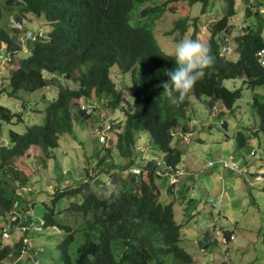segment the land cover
Masks as SVG:
<instances>
[{
	"label": "trees",
	"instance_id": "16d2710c",
	"mask_svg": "<svg viewBox=\"0 0 264 264\" xmlns=\"http://www.w3.org/2000/svg\"><path fill=\"white\" fill-rule=\"evenodd\" d=\"M157 1L0 0V56L7 59L3 64L10 70L8 96L20 100L18 92L55 91L41 123L27 126L23 133L10 130L7 143L0 142V223L4 225L0 231L9 234L0 241V264H42L45 247L41 236L46 229L56 232L54 227L59 229L58 235L62 233L54 246L57 264H193L192 256L181 246V227L176 222L173 203L167 201L170 195H182L183 191L180 188L173 193L169 180L168 172L176 170L181 161V152L171 145L172 140L191 109L192 97L220 102L232 112L241 91L227 90L222 86L224 80H242L252 91L264 89V67L256 57L264 49V22L255 31L244 27L242 34L230 40L234 0H224L223 16L206 25L205 45L211 50L214 64L205 70L186 99L177 104L163 94L162 88L167 80L164 70L174 67L175 58L161 51L154 31L161 36L174 35V41L179 42L192 26L189 39H197V19L191 24L187 18L177 19L172 28L160 33L156 22L165 11L172 14L168 4L181 0H164L161 4ZM188 2L202 3L203 13L209 0ZM250 14L246 9V16ZM33 18L38 20L37 27L30 24ZM176 35L180 36L178 40ZM226 38L236 55L234 60L222 55V48L228 45ZM24 46L27 56L14 63ZM123 75L129 78L128 109L123 105V91L114 82ZM25 105L21 102L23 108ZM251 107L258 127H251L247 134L236 133L239 148L250 139H258V135L264 144V95L253 94ZM107 110H119L120 123L105 120ZM89 119L92 129L112 126L108 142L101 143L91 133L99 147L92 151L86 149L89 142L77 140L79 131L75 130ZM0 123L21 124L23 115L0 106ZM183 132L182 135L188 133L184 128L180 133ZM140 134H146L163 154L164 171L159 169L158 158L140 164L136 150ZM67 136L82 145L84 167L91 165L92 170L88 169L79 182H73L72 188L54 187L56 193L48 196L49 206L42 217L44 224L41 230H35L38 218L34 219L33 213L18 202L34 190L27 187L31 184L12 163L34 148L40 158L52 160L60 139ZM261 152L264 156V147ZM132 169L142 170L139 181L125 173ZM67 174H61L55 182L64 183L71 175ZM161 176L168 177L170 183V190L162 196L154 185V179ZM190 177L181 178L182 186ZM62 199L70 203L59 209L56 203ZM66 216L71 217L70 224L61 222ZM11 217L15 221L11 222ZM21 226L26 227L24 231L18 229ZM13 231L21 236L8 245L5 242L12 239ZM230 239L224 237L225 241ZM205 241V246L216 242L210 238Z\"/></svg>",
	"mask_w": 264,
	"mask_h": 264
},
{
	"label": "rangeland",
	"instance_id": "374dc122",
	"mask_svg": "<svg viewBox=\"0 0 264 264\" xmlns=\"http://www.w3.org/2000/svg\"><path fill=\"white\" fill-rule=\"evenodd\" d=\"M163 1L158 0L157 3L161 4ZM188 1L181 0L168 4L167 7H171L172 14L165 11L162 19L156 22V26L161 31L160 33H163L164 30L172 28L177 19L187 18L190 24L197 19V31L199 32L197 40L205 44L206 25L223 16L224 0H209L203 13H201L202 3L189 4ZM246 9L251 11L249 16H246ZM234 11L235 14L229 20L230 26L233 25L229 35L230 40L237 34H242L244 27L255 31L258 25L264 22V0H234ZM32 20L30 24H35L37 27L38 20L36 18ZM188 29L187 34L179 41L189 39L192 26ZM261 36L264 38V25L261 29ZM154 38L162 52L173 55L178 43L174 41V35L161 36L154 31ZM176 38L178 40L180 36L176 35ZM26 50L24 46L22 51L15 56L14 63L19 58L27 56ZM235 58L236 55L231 59ZM6 60L0 56V106L14 112H21L23 123L15 126L0 125L2 126L0 142L4 144L7 143L6 138L10 130L23 133L27 126L41 123L47 102L55 98V91L52 88L39 90L32 94L18 92L20 100L9 97L7 93L9 92L10 70L6 69L7 64H3ZM112 76L116 77L117 73L113 72ZM116 79L114 82L125 95L126 100L123 105L128 109L130 105L129 78L123 75L119 81ZM222 86L230 91L236 89L241 91V97L235 102L232 112L227 111L220 102L208 103L205 99L198 100L192 97L191 109L175 130L178 133L175 134L171 145L181 152V161L176 170L182 175L171 185L175 191L180 188L183 191L182 195H170L167 201L173 203L175 219L181 227V246L190 253L193 264H221L223 261L228 264H264V156L261 152L264 144L260 135L256 140L247 141L244 147L239 148L235 143L236 133L247 134L249 132L247 130L251 127H258V118L251 107V101L253 94L264 95V89L255 88L252 91L242 80L238 79L224 80ZM21 102L26 104V108L21 106ZM30 111L36 113H30ZM105 120L120 123L122 113L119 110L114 112L107 110ZM92 123L89 119L83 127L75 128L79 131L77 140L89 142L86 146L87 151L99 149V147L96 148L98 142L91 139ZM183 128L188 132L186 135H182L184 132L180 133ZM250 136L252 135H248ZM106 137L110 140L112 133L107 132ZM81 146L78 142L73 143L72 137L67 136L65 139H60L59 148L54 150L56 156L52 160L40 158L38 156L40 153L34 148L13 161V166L21 172L23 179L28 181L27 184H31L27 187L32 186L34 190L27 196H22V199H18L20 207L23 206L30 210L34 219L38 218L39 221L42 219L49 206L48 196L56 193L54 187L72 188L73 182H79L80 177L89 171L88 169L92 170L91 165L84 167L85 159L81 153ZM137 146L140 164L158 158L161 162L159 169L165 170L163 154L149 141L146 134L139 135ZM254 151L257 155L252 158L250 152ZM221 160L229 161L230 164L234 161L246 172L233 174L225 171ZM210 162L214 167H208ZM93 170L96 173L94 168ZM65 172L71 174L70 177H67V174V178L64 179L66 183L59 180L57 184L56 178L62 177L61 174L64 175ZM186 175L191 177L185 182L186 185L182 186L181 178ZM133 176L136 181L141 179L140 174L133 173ZM256 176H260L261 180L255 181ZM169 180L168 177L163 176L154 179V185L157 186L161 196L164 191L170 190ZM69 203L62 199L56 203V207L62 209ZM55 219L58 221V216H55ZM61 222L70 224L72 219L66 216L61 219ZM3 226L0 223V229ZM20 234V232L13 231L10 237L12 239L5 243L8 245L14 243L15 239L20 238ZM223 236L231 239L225 241ZM41 238L43 247H45L42 264H57L54 246L62 238V233L58 235L53 230L46 229L43 230ZM206 238L216 242L203 247L207 242ZM200 240H203V245L198 244Z\"/></svg>",
	"mask_w": 264,
	"mask_h": 264
},
{
	"label": "clouds",
	"instance_id": "9594fccd",
	"mask_svg": "<svg viewBox=\"0 0 264 264\" xmlns=\"http://www.w3.org/2000/svg\"><path fill=\"white\" fill-rule=\"evenodd\" d=\"M19 23L21 22L18 20V24ZM226 39L232 50V55L230 57L225 56L223 53L222 55L231 59L235 54L233 53L229 39ZM173 55L175 58V65L171 69L164 70V75L167 77V80L163 82L162 88L163 94L170 97L173 103L178 104L186 99L187 95L193 90L195 84L204 77L205 70L214 64V57L211 55L210 48L197 39L179 41L175 46ZM93 130L94 129H92L91 133H94ZM245 172L246 170L242 173Z\"/></svg>",
	"mask_w": 264,
	"mask_h": 264
},
{
	"label": "built area",
	"instance_id": "2783aa9c",
	"mask_svg": "<svg viewBox=\"0 0 264 264\" xmlns=\"http://www.w3.org/2000/svg\"><path fill=\"white\" fill-rule=\"evenodd\" d=\"M21 40H22V39H21ZM226 42H227V44H228V40H227V39H226ZM222 53H223L225 56L230 57V56L232 55V50H231L230 46L227 45L226 47L222 48ZM257 57H258V61L260 62L261 66L264 67V49H261V50H259V51L257 52ZM88 108H89V107H88ZM111 128H112V126H110V125H105V128H103L102 130H99V129L96 128V129L93 130V131H95V132H94V135L97 136L98 140H99L101 143L108 142V140H107V138H106V133L109 132V129H111ZM190 136H191V135H190ZM190 136H189V137H190ZM256 155H257V152H256V151L250 153V156L253 157V158H254ZM231 158H232V157H231ZM231 158H230V159H231ZM231 160H232V159H231ZM220 162H221L222 168H223L225 171H229V172H231V173H235V174H239V173H242V172L244 171L243 169L239 168L238 165H237L234 161H232L231 164H230L229 161H225V160H221ZM208 167H213V163L210 162V163L208 164ZM169 169H170V168H169ZM125 173H126V174H133V173L141 174V173H142V170H141V169H132V170H130L129 172L126 170ZM168 173H170L169 178H170L171 183H172V182L175 183L176 180L178 179V177L182 175V173H181V172H178L177 170H171V172H168ZM172 179H173V181H172ZM259 180H260V177H256V178H255V181H259ZM25 189H26V188H22V191H24ZM10 221H11V222L15 221V217H11V218H10ZM43 224H44V221L41 219V220L39 221V226H37V227H33V229H35V230H41V226H42ZM25 228H26V227H24V226L18 227V229H21L22 231H24ZM54 229H55V231H56L57 233H60V231H59L58 228H55V227H54ZM8 235H9V234L6 233L5 230H2V231L0 232V241L3 242V241L8 237Z\"/></svg>",
	"mask_w": 264,
	"mask_h": 264
},
{
	"label": "crops",
	"instance_id": "0c3cea01",
	"mask_svg": "<svg viewBox=\"0 0 264 264\" xmlns=\"http://www.w3.org/2000/svg\"><path fill=\"white\" fill-rule=\"evenodd\" d=\"M213 167H214V166H213ZM177 191H178V190H176V191H175L174 189L172 190L173 193H174V192L176 193ZM177 195H178V193H177ZM202 238H204V237L202 236ZM200 243L203 245V243H204L203 240L198 241V244H199V245H200ZM203 246H204V247H207V246H205V244H204ZM197 247H198V246H197ZM208 250H210V248H209Z\"/></svg>",
	"mask_w": 264,
	"mask_h": 264
}]
</instances>
